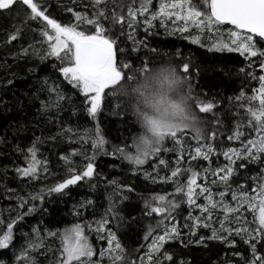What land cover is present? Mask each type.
I'll return each instance as SVG.
<instances>
[{
	"label": "trees",
	"instance_id": "16d2710c",
	"mask_svg": "<svg viewBox=\"0 0 264 264\" xmlns=\"http://www.w3.org/2000/svg\"><path fill=\"white\" fill-rule=\"evenodd\" d=\"M36 2L48 6L53 18L63 22H75L72 14L66 11L67 8L87 11L89 14L93 11L91 0H75V3L72 0ZM130 2L107 0V4L102 7H106L109 14L112 11L118 14L123 11L126 14ZM191 4L197 10H205L202 0H191ZM26 14L27 10L22 5H17L12 11H0V218L6 227L10 218L15 219L23 214V218L14 225V239L9 249H0V260L14 264V254L19 255L22 247L35 240L37 234L33 230L38 229L45 248H38L30 254L36 264H55V258L62 248L61 236L66 229L79 224L85 228L96 251L93 259L100 260L101 264H109L107 256L102 260L99 256V252L107 248L108 233L95 231L102 219L108 220L105 229L116 234L126 253L135 260L138 255L147 252V245L151 243V238L144 239L149 227L155 229L161 220L160 216L146 212L145 201L154 203L153 198L160 195L172 199L177 182L182 185L187 183V172L178 178L169 179L181 153L162 152L158 157H150L143 165H134L118 153L113 154L116 147L123 148L125 145L133 151L132 141L139 131L134 117L128 109H121L117 113L113 108L116 101L109 103L108 98L95 119L88 115L87 101L64 80L59 71L60 61L54 57L40 58L47 44L40 42L42 38L36 21L24 23ZM18 28L21 29V35L17 40L9 42V36ZM129 32L133 35L131 40L128 38ZM123 33L120 35L119 28L113 33L118 36L119 47L124 50L118 59L136 68L142 67L146 61L150 62V67L166 60H171L175 66L190 61L193 97L216 104L213 111L207 114H200L194 108L206 122V131L216 130L218 133L216 139L209 142L218 152L229 147H239L238 141H229L227 137L232 134L238 122L247 123L249 117L240 104L247 105L248 102L237 101L235 97L241 91L250 96L251 89L259 86L256 80L250 79L241 69L253 71L256 75L263 74L258 64L248 69V60L240 53L210 50V44L215 43L218 37L211 39L208 32L198 36L200 42L194 43L192 37L190 39L178 33L166 32L160 28L157 20L152 22L151 27L147 26L144 17H138L134 29L125 27ZM203 38L210 41H201ZM50 89H58L66 98L58 101L57 92ZM45 104L50 106L45 108ZM253 106H258V102H254ZM97 125L108 143L105 145L107 154L98 152L92 159L94 175L62 192H49L50 188L71 175L69 164L61 157H67L71 167L78 172L88 163L86 157H93L94 149L89 137L94 135ZM185 140L186 150L179 166L182 170L191 168L200 173L197 184L203 185L206 182L204 169L211 167L214 170L227 161L222 155L216 154L210 157L211 164L199 157L192 159L197 143L192 139L191 132L185 134ZM33 145L37 149V160L40 161L37 175L31 178L21 176L16 169L28 166L30 157L27 150ZM165 147H173L170 139L165 141ZM159 159H164L167 166L160 165ZM240 163L246 165L239 169L238 183L241 184L245 183L244 176L255 175L264 167V164L237 161V165ZM213 179L216 177H207L210 187ZM110 181H116L119 186L115 196V186ZM232 187L235 188L236 184ZM129 188L132 190L128 191ZM212 190L214 194L224 191L222 187H213ZM33 196H41L42 199H32ZM20 198L27 201L23 208L19 206ZM175 198L180 201V207L173 213L174 220L165 222L169 226L175 223L180 230L179 239L164 245V250L173 255L170 264H180L181 261L184 264H245L250 259V247L245 242L248 237H229L227 242L208 239L213 235V229H220L217 220L222 218V213L219 211L214 213L209 227L200 226L195 229V235L189 236V229L183 227L186 221L192 223L187 220L189 213L194 217L202 214L199 209L190 207L186 198ZM214 198L218 200L219 196L215 195ZM227 201L232 203L230 193ZM197 203L204 204L203 197ZM110 207L114 209L111 213L108 211ZM29 208L34 210L29 213ZM245 216L248 221H252L251 214L246 212ZM89 224L92 230L87 228ZM49 231L57 235L48 237ZM154 234H163V225ZM201 237H204L203 242L196 243ZM257 248L264 252V241H259Z\"/></svg>",
	"mask_w": 264,
	"mask_h": 264
},
{
	"label": "snow or ice",
	"instance_id": "6c2138e0",
	"mask_svg": "<svg viewBox=\"0 0 264 264\" xmlns=\"http://www.w3.org/2000/svg\"><path fill=\"white\" fill-rule=\"evenodd\" d=\"M75 3V0H72ZM204 11L197 10L191 4V0H161L157 11L150 12L152 0H131L127 6V13L123 11L118 14L116 11H109L102 5L107 4V0H91L93 11L89 14L87 11H74L67 8L66 11L71 13L75 22H63L59 18H53V13L49 11L48 6L36 2V0H0V11H12L17 5H22L27 10L24 23L28 21H36L38 24L41 43L47 44V49L40 57L42 60L54 57L60 61V73L65 81L77 89L83 95L87 104L88 115L93 119L96 118L105 99L108 98L109 103L115 100L114 110L119 113L121 109L128 108L127 91L124 85L127 82L134 81L139 78L141 71H147L150 68V62H143L142 67L136 68L129 62H123L118 59V55L123 54V49L119 47L118 36L113 33L117 28L120 35H123L125 27L134 29L138 23V17H144V23L151 27L152 22L159 19L161 25L164 26L166 21H172L178 24L174 29L181 33L189 31V26H194L201 32L207 30L212 32L213 29L219 31V26L230 24L234 30H229L227 40L220 39L211 45L210 50L229 52H239L248 60V69H252L258 64L262 73H264V0H202ZM21 35V29H17L9 36V42L15 41ZM128 38L133 39L132 32L128 33ZM259 38V39H256ZM194 43H198L199 39H193ZM31 47V45L29 46ZM136 49H133L135 51ZM25 53L27 50H24ZM179 55V53H177ZM190 61H183L180 65H176L174 71H179L183 79L189 85L190 96L193 109H198L200 114H207L213 111L216 104L213 101H203L199 97H193L192 87L190 83ZM245 72L246 76L258 82V87L251 89V95L246 96L244 91L235 97V100H246L248 103L240 104L244 108L249 119L247 123L238 122L232 134L227 137L229 141H238L239 147H229L227 150L217 151L209 141H214L217 137V131H206L203 121V130L197 129L195 134L189 131L187 126H176L171 129L161 130L159 124L153 122V130L161 137L157 146L152 150L151 154L142 151L137 144L136 138H133L130 151L128 146L116 147L113 154H119L134 165L145 164L150 157H158L162 152L178 151L181 153L179 159L176 160L177 166L171 171V178H178L184 172L189 173L186 185L179 184L175 188L173 198L168 199L164 195L154 197V203L145 201L146 212L151 215L160 216L161 220L157 222L156 228L151 226L148 229L144 239L151 238V243L147 245V252L144 255H138L137 259H131L126 253L124 246L117 239L116 234L111 230L105 229L108 224L107 219L98 222L95 231H107V248L99 252L101 260L107 256L109 264H170L173 260L172 253L164 250V245L173 240L180 238V230L175 223L169 226L166 221L174 220L173 213L180 207V201L176 196L186 198V203L190 207L199 209L201 216H192L191 212L183 227L189 229L188 235H195V229L203 226L209 227L213 220L215 212L222 213V218L217 222L220 229H213V235L208 239H218L227 242L228 236L233 232L236 234L244 233L248 239L245 241L249 244L251 257L245 261V264H264V252H260L257 248L259 241H264V167L260 168L255 175L244 176L245 183H238L239 169L245 168L244 163L237 165V161H247L248 164H264V74L256 75L253 71ZM11 83V82H10ZM57 92V100H64L66 97L60 94L58 89H50ZM254 102H258V106H253ZM45 108L50 105L45 104ZM59 106V104H57ZM219 123V122H217ZM191 132L192 139L196 141L195 155L192 159L202 158L209 161L213 154L222 155L227 161L223 166H217L214 170L209 167L204 169L205 184H197L200 173L188 168L181 169L179 166L185 152V134ZM84 139V137H81ZM91 139L92 148L94 149L93 157H86L88 163L82 171L71 167V161L67 157H61L69 164L68 171L70 177L50 188L49 192H62L71 185L91 178L94 175V164L92 159L96 153L107 154L105 145L108 143L100 132L97 125ZM171 140L173 147L166 148L165 141ZM30 162L25 168H18L16 171L21 176L35 177L40 161L37 160V149L35 145L28 150ZM75 154V153H74ZM46 164V162H45ZM160 165H165L164 159H159ZM45 167V171H46ZM211 175L216 177L209 182L207 177ZM114 185L113 196L119 186L116 181H110ZM236 184L233 188L232 185ZM223 188L224 191L213 193L212 188ZM198 189V191H197ZM132 189H128L131 191ZM231 194V201H227L228 194ZM218 195L219 199L214 196ZM203 197L205 203L198 204L197 200ZM124 198V197H122ZM32 199H42L41 196H33ZM27 203L20 198V207L23 208ZM88 203H91L89 201ZM34 209L29 208L28 212ZM110 213L114 211L109 208ZM253 216L252 221L246 219L245 213ZM78 214V213H77ZM23 218V214L15 219L9 220L6 227L5 222L0 218V249H9L14 239V225ZM240 225L232 228V223ZM163 225V234H154ZM254 225V227H253ZM92 230V225H87ZM36 233L35 240L29 242L22 247L20 254H14V264H36L31 252L38 248H45L43 237L39 236V230L34 229ZM220 233H227V236ZM56 232H47L48 237L56 236ZM204 237L196 243H202ZM191 242V241H189ZM62 248L59 255L55 258V264H101L100 260H94L96 251L89 241L85 228L79 224L74 225L71 229H66L61 236ZM183 243V241H182ZM143 251V249H141ZM243 259V257H241ZM0 264H6L0 260ZM180 264H184L183 261Z\"/></svg>",
	"mask_w": 264,
	"mask_h": 264
},
{
	"label": "clouds",
	"instance_id": "9594fccd",
	"mask_svg": "<svg viewBox=\"0 0 264 264\" xmlns=\"http://www.w3.org/2000/svg\"><path fill=\"white\" fill-rule=\"evenodd\" d=\"M175 64L166 60L141 71L138 79L124 85L128 95V110L139 131L135 138L142 151L151 154L161 137L153 130V122L161 130L186 125L195 134L203 130L200 116L189 99V85ZM135 155V149H133Z\"/></svg>",
	"mask_w": 264,
	"mask_h": 264
},
{
	"label": "rangeland",
	"instance_id": "374dc122",
	"mask_svg": "<svg viewBox=\"0 0 264 264\" xmlns=\"http://www.w3.org/2000/svg\"><path fill=\"white\" fill-rule=\"evenodd\" d=\"M161 3V0H155L153 2V8L151 9V11L146 14V15H150V13L152 11H157L158 10V7H159V4ZM156 21V20H155ZM181 22H178L177 24H173L172 21H166V23L164 24V26L161 25V21L159 19H157V24L160 26V28L166 30V32H170V33H178L180 35H184V36H187L191 39L192 38H197L198 36H202L204 33L208 32L207 30L201 32L199 29H197L196 27L194 26H189V31L188 32H185V33H181L179 31H175L174 29L178 26V24H180ZM229 30H234L233 29V26L230 25L229 27H226L224 24L223 25H220L219 26V31H217L216 29H213L212 32H208V34H210V38L213 39L214 37H218V39H215L216 41L217 40H220L219 38L221 39H225L227 40V33ZM201 39V38H200ZM200 39H199V42H200ZM201 41H204V42H209L210 39H207V38H203ZM214 42H212L210 45H212ZM263 43V47H264V42ZM239 53V52H238ZM264 74V73H263ZM88 140V138L86 139ZM198 191V189H197ZM194 208V207H193ZM194 209H197V208H194ZM240 225L236 224L235 222L232 223L231 227L232 228H236V227H239ZM254 227V225H253ZM225 236H227V233L224 234ZM237 236H244V237H247L244 233H241V234H236L235 232H233L231 234V236H228L233 238V237H237ZM218 240V239H217Z\"/></svg>",
	"mask_w": 264,
	"mask_h": 264
}]
</instances>
